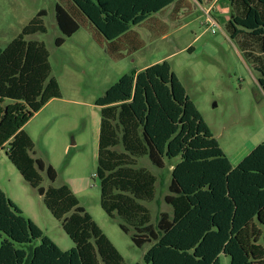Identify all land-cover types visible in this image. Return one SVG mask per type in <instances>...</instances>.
<instances>
[{
	"label": "trees",
	"instance_id": "trees-1",
	"mask_svg": "<svg viewBox=\"0 0 264 264\" xmlns=\"http://www.w3.org/2000/svg\"><path fill=\"white\" fill-rule=\"evenodd\" d=\"M226 1L231 15L226 32L259 73L264 91V0ZM71 2L68 9L55 6L63 34L55 45L63 46L88 25L118 57L130 37L137 39L133 27L170 7L176 21L177 14L192 7L189 0ZM46 14L40 10L6 48L0 47V150L7 148L8 159L62 221L75 247L61 250L0 188V264H126L68 185L42 186L43 172L51 182L58 175L52 165L33 157L34 142L24 130L47 103L62 97L49 50L28 40L47 32ZM142 44L137 39L135 49H129L134 52ZM97 105L101 206L109 217L123 220L120 228L132 233L137 247L152 244L145 264H222V255L230 264H264V144L233 167L168 61L125 74ZM144 157L160 169L166 158H181L165 197L172 213H160L156 224L145 203L156 199L158 178L140 166ZM38 239L40 245L33 247Z\"/></svg>",
	"mask_w": 264,
	"mask_h": 264
},
{
	"label": "rangeland",
	"instance_id": "rangeland-1",
	"mask_svg": "<svg viewBox=\"0 0 264 264\" xmlns=\"http://www.w3.org/2000/svg\"><path fill=\"white\" fill-rule=\"evenodd\" d=\"M58 3L66 9L72 4L71 0H0L1 48L18 36L32 16L40 10L47 13L43 19L47 32L32 39L44 43L49 50L52 76L60 84L62 97L52 99L24 126L34 142L33 157L52 165L58 175L51 182L43 172L42 186L68 185L126 264H145L144 256L152 244L137 247L132 233L120 228L123 220L117 215L109 217L101 206L97 178L101 128L98 99L125 74L156 61H168L236 167L264 144V91L258 83L259 73L246 60L238 42L227 34L224 20H219L220 27L210 26L204 12L193 8L194 4L192 10L183 9L176 21L168 18L171 7L133 27L142 47L133 52L124 44L123 56L118 57L108 52L106 42H98L88 25H82L63 46L57 47L56 39L63 36L55 17ZM153 27L157 31H152ZM189 44L194 46L193 51L179 52ZM6 151L7 148L0 150V188L61 250L70 251L75 243L64 231L62 221L52 215L43 197L24 180ZM180 161V157L166 158L165 168L160 169L148 157L140 159V166L158 178L156 199L145 203L153 224L160 213H172L165 197L169 194L173 168ZM40 243V239L35 240L32 246ZM17 246L29 249L26 245ZM221 261L230 264L228 256L222 255Z\"/></svg>",
	"mask_w": 264,
	"mask_h": 264
},
{
	"label": "crops",
	"instance_id": "crops-1",
	"mask_svg": "<svg viewBox=\"0 0 264 264\" xmlns=\"http://www.w3.org/2000/svg\"><path fill=\"white\" fill-rule=\"evenodd\" d=\"M189 2H190V4H194L193 5V8L197 9L199 7L204 12V14L206 16L205 17V21L207 23H209L210 26H212V27H213V23H215V22L217 24H219V20H221V19H223L224 22H225V24H226L228 22V20L230 19V17H231V15H230V5H229V3L226 0H213V1H206L205 0L202 3L197 2L196 0H189ZM172 10L173 9H171V11L168 13V18H170L171 20H172V18H171V14H172L171 12H172ZM190 10H192V8ZM182 12L183 11H181L179 14H177L176 17H174V18L179 19L180 18V15L182 14ZM188 13H190V12H188ZM229 15H230V17L228 18L227 16H229ZM34 16H32L28 20V22L21 27V31L17 35H19L22 32V30L24 29V27L27 26L30 23V21L34 18ZM225 17H227V18H225ZM219 26H220V24H219ZM156 27H157V29H159V31H161V32L163 31V29L161 30L158 26H156ZM34 36H36V35H34ZM32 37L33 36L28 37V40H33ZM136 41H137L136 37H130V41H126V42H128V44H129L130 47H132V48L135 49ZM193 50H194V46H192L191 44H189V45L185 46L184 48H182L181 50H179V52H185V51L191 52ZM174 54L175 53H173L171 55H174ZM157 63H159V62L156 61L153 64H150L148 66H144V67H142L140 69H137L135 71H137V72L138 71H141V70H143V69H145V68H147L149 66H152L154 64H157Z\"/></svg>",
	"mask_w": 264,
	"mask_h": 264
},
{
	"label": "built area",
	"instance_id": "built-area-1",
	"mask_svg": "<svg viewBox=\"0 0 264 264\" xmlns=\"http://www.w3.org/2000/svg\"><path fill=\"white\" fill-rule=\"evenodd\" d=\"M212 23H213V22H212ZM213 26H214V28H215V27H220L219 24H217L216 22L213 23ZM214 28H213V33H215V29H214Z\"/></svg>",
	"mask_w": 264,
	"mask_h": 264
}]
</instances>
